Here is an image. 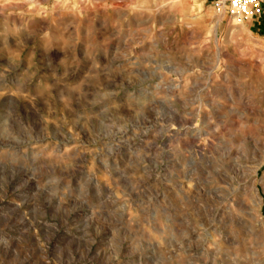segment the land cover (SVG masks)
Wrapping results in <instances>:
<instances>
[{"label":"rangeland","instance_id":"rangeland-1","mask_svg":"<svg viewBox=\"0 0 264 264\" xmlns=\"http://www.w3.org/2000/svg\"><path fill=\"white\" fill-rule=\"evenodd\" d=\"M166 2L137 112L0 120L8 264H264V14Z\"/></svg>","mask_w":264,"mask_h":264},{"label":"clouds","instance_id":"clouds-1","mask_svg":"<svg viewBox=\"0 0 264 264\" xmlns=\"http://www.w3.org/2000/svg\"><path fill=\"white\" fill-rule=\"evenodd\" d=\"M166 0H0V120L21 109L75 125L137 112L145 85L136 54L155 38ZM149 65L144 64L143 67ZM107 118V119H105ZM0 264H8L0 254Z\"/></svg>","mask_w":264,"mask_h":264},{"label":"built area","instance_id":"built-area-1","mask_svg":"<svg viewBox=\"0 0 264 264\" xmlns=\"http://www.w3.org/2000/svg\"><path fill=\"white\" fill-rule=\"evenodd\" d=\"M214 6L226 10L239 20L258 18L264 14V0H215Z\"/></svg>","mask_w":264,"mask_h":264},{"label":"bare ground","instance_id":"bare-ground-1","mask_svg":"<svg viewBox=\"0 0 264 264\" xmlns=\"http://www.w3.org/2000/svg\"><path fill=\"white\" fill-rule=\"evenodd\" d=\"M223 13V12H222ZM221 13V14H222ZM224 14V13H223ZM217 27H218V24H216L215 26H214V30H216L217 29Z\"/></svg>","mask_w":264,"mask_h":264}]
</instances>
